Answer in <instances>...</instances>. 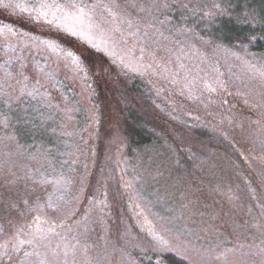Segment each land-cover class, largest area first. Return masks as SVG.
<instances>
[{"label": "rangeland", "instance_id": "rangeland-1", "mask_svg": "<svg viewBox=\"0 0 264 264\" xmlns=\"http://www.w3.org/2000/svg\"><path fill=\"white\" fill-rule=\"evenodd\" d=\"M190 1L183 15L178 0H0V25L14 29L0 33V84L20 89L23 73L57 106L34 111L27 98L11 112L0 106L11 117L0 125V264H37L24 253L44 249L19 241L32 240L30 209L49 197L60 206L41 216L49 264H169L153 250L150 233L162 231L180 236L189 259L173 253L186 264H264V54L198 40L221 22L213 5L254 25L263 24L264 0ZM71 3L85 11L101 5L92 13L96 42H107L126 78L143 83L136 105L169 119L152 122L150 142H129L124 127L139 130V119L120 120L118 110L112 127L102 126L89 73L63 58L69 50L80 56V41L66 45L54 38L63 33L32 18L41 4L52 19ZM181 21L198 35L174 27ZM49 39L61 47L49 49L42 43ZM214 81L223 87L204 90ZM197 129L209 133V146ZM40 176L60 183L34 182Z\"/></svg>", "mask_w": 264, "mask_h": 264}, {"label": "trees", "instance_id": "trees-1", "mask_svg": "<svg viewBox=\"0 0 264 264\" xmlns=\"http://www.w3.org/2000/svg\"><path fill=\"white\" fill-rule=\"evenodd\" d=\"M183 1L189 2L190 0H178V2L182 3V9H180V11L183 10V15H186L184 11H186L185 9L189 7L184 5ZM191 1L189 4H191ZM229 7L230 6L227 7V5H225V8L223 7L225 14L216 16V20L219 19L221 22L217 23L215 30L202 32L200 34V36L202 35V40H198L201 42L208 40L213 44L220 42L226 46L245 47L248 45L250 46V51H252V54L256 56H261V54H264V19L262 20L263 24L260 22L259 24L257 23L253 25L252 22H246L236 18L234 15H237L238 11H230ZM1 16L3 17V15H0V17ZM4 17L8 19L7 15ZM196 17L197 16H195V18L186 17V20L188 19L187 21L191 22L194 19H199ZM184 23L185 22L181 21L180 24H183L182 27H174L177 29L181 28L184 30V32H186V34H194L195 32L184 27ZM250 37H256V39L250 40ZM54 38L57 40L59 39L66 45L70 46H73L72 44L74 42H78L76 39L71 37L63 36ZM79 46L80 48H83L84 51H86H81L80 57L82 58V62H84L87 73H89L91 80L96 87V94L99 97V103L102 110V126L104 125L106 128L112 127L113 124H111L110 115L113 111L116 112L118 110L116 114L120 120L124 119L123 114L130 117L131 120L133 119V116L139 119V130L134 125V123L125 125L124 127L125 130L123 132L125 133L126 138H129V142H150L152 140V135L154 134L152 122L155 121L154 124L161 126V122L168 123L169 119L164 114L161 115L160 113H157L153 107L149 106V104H146L148 108H146V106L143 108L138 107L140 104L139 94L143 96L141 93L143 90V83L139 79L130 80L126 78L127 76L122 71H120V68L116 64H113L111 59L103 52H98L82 42H80ZM101 68L103 71H100ZM136 104H138V106ZM135 107H138V109L141 108L140 115L137 113V109H134ZM158 119L160 120L158 121ZM142 129H144V133H142ZM108 131L109 130L107 129V132ZM196 131L197 136H199L200 139L202 137L203 141L209 146V141L211 140L209 133L207 134L205 133V130L202 131L200 129H197ZM239 162H241V159H239ZM165 258L169 264H186L184 260L178 258L174 253H166L164 259Z\"/></svg>", "mask_w": 264, "mask_h": 264}, {"label": "snow or ice", "instance_id": "snow-or-ice-1", "mask_svg": "<svg viewBox=\"0 0 264 264\" xmlns=\"http://www.w3.org/2000/svg\"><path fill=\"white\" fill-rule=\"evenodd\" d=\"M101 5H93L91 8L88 9V11H85V8L88 6L84 5H77L75 3H71L68 5V10L63 11L62 16H56L53 14L52 19H48L49 13L47 11H42V9H45L47 7H50L48 5L41 4L39 8H33L32 11L36 13L34 17H32L36 21H43L49 26H54L56 31L58 33H63L65 36L75 38L76 40L86 44L92 49H95L98 52H103L106 56H108L113 64H116V53L107 47V42L104 40H101L100 43L96 42V36L97 33L100 31L99 25L95 24L94 17L92 13L95 12V9L97 7H100ZM3 7H8L7 4L3 5ZM15 7L20 8L21 12H29V9L26 7H23L19 4L15 5ZM214 8L219 9V12L216 14L223 15L225 14L224 9H220V6L213 5ZM29 15L31 16V13L29 12ZM129 26L131 27V22H129ZM4 31H7L9 33H12L14 31L11 24L5 23L3 25H0V33H3ZM34 39H37L34 37ZM250 40H255L256 37H250ZM43 44H45L46 47L49 49L55 51L56 49L60 48L61 46L56 42L55 39H49L42 41ZM101 44H105V47H101ZM61 51H63L61 49ZM64 60L66 63L70 64L77 73H87L86 68L82 66L83 62L79 55L74 53L73 51L69 50L66 53H64ZM121 64L124 63L123 59L120 61ZM135 70V69H133ZM100 71H103L101 68ZM6 75L11 77V73H7ZM20 76L22 79L17 80L16 83L22 85L20 89L13 88L12 92H6L4 90V86L0 84V106H3L7 109H9V112L12 110L13 104H21L25 101V99H29L31 101H36L38 107L34 109V111H40V107L43 108H55L57 106L53 105L51 101L40 92V87H43V85H40V81L38 80L36 83L40 85V87H29L27 83H25L28 80L27 76H24L23 73H20ZM15 79V77H12ZM8 87H12L9 85ZM189 91H191V86L189 85ZM204 90L208 92H216L218 87L222 88L223 84H218L217 82H204L203 83ZM26 115H27V110ZM9 112H3L0 111V125H3V127L7 128L9 126L11 117L9 115ZM40 115L43 116V112H40ZM51 118L50 116L48 117ZM27 122V121H25ZM55 131V129H53ZM10 139H12L10 137ZM31 179V177H29ZM34 182L40 183V184H52L57 185L60 183V180H49L44 176H40L38 179H36ZM25 204H27V201H25ZM48 209H51L53 213H56L60 211V206L56 202L52 200L51 197H49L48 201L41 205L37 203L35 206H33L30 211L37 213V215L34 216V224L31 226L34 230L31 233L32 240L30 241H19V248H22L25 243H28L29 245L35 243V245L38 248L44 249V252L41 251H33V252H25V256H36L37 264H49L47 261L48 253H47V245H45L43 242L48 239L47 234L45 233L44 229L41 227L44 223L47 221H44L41 219L42 215H46ZM49 232H54V228L50 226ZM150 235L152 236L153 241V250L155 252H158L161 257H164L166 253H175L176 255H182L180 252V249H187V246L183 243L180 236H168L165 232H151ZM19 248L17 250H19ZM67 252H65V256H67ZM4 255H7L5 252ZM43 256L44 258H40ZM182 258L187 261L189 257L187 255H182ZM157 264H164V260L161 259L157 262Z\"/></svg>", "mask_w": 264, "mask_h": 264}]
</instances>
